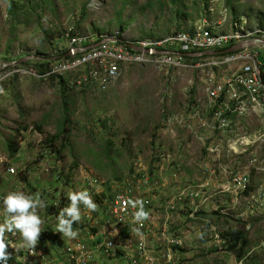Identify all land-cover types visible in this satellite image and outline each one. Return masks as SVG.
<instances>
[{
    "label": "rangeland",
    "instance_id": "obj_1",
    "mask_svg": "<svg viewBox=\"0 0 264 264\" xmlns=\"http://www.w3.org/2000/svg\"><path fill=\"white\" fill-rule=\"evenodd\" d=\"M261 10L264 0H0V64L18 62L0 70L3 210V198L9 192L39 193L46 204L38 210L44 221L42 227L52 233L60 211L70 204L68 193L86 190L98 209L89 211L81 205L82 219L77 223L81 227L73 228L96 233L112 215L115 192L131 181L135 186L143 184L141 179L146 177L153 188L147 193L151 203H145L138 192L134 195L150 214L144 221L146 236L152 238L151 225L156 218L167 221L170 233L182 236L186 245L178 250L182 257L177 264H264V247L252 250L264 239V212L247 222L239 215L242 208L238 203L225 214L223 208L233 204V196L225 202L224 193H228L220 192L215 196L222 198L211 203V197L219 191L211 188L205 190L207 201L199 202L196 218L189 216L190 198L169 212L165 207L184 186L213 183L224 176L206 171L209 160L203 139L198 138L202 136L199 129L168 122L170 116L188 113L195 104L204 102L210 68L157 70L149 65L125 66L119 81L107 92L78 85L79 74L73 72L65 74L70 84L66 96L57 80L32 73L36 72L37 62L45 60L42 57L67 51L70 33L94 35L119 29L126 41L137 42L177 31L189 32L203 13L213 22L226 14L222 25H215L225 31L235 22H247L250 13ZM260 60L264 63V57ZM228 71L222 68L216 73L220 76ZM248 119L252 126L259 122L255 116ZM190 123L196 120L192 118ZM10 140L19 145L13 157L8 150ZM259 153L264 159V148ZM136 162L140 166L138 175ZM8 167H16L18 173L7 174ZM259 178V174H252V183L255 185ZM51 205L53 211L49 210ZM181 220L187 230L180 228ZM105 227L119 235L117 229ZM132 230L138 233L137 228ZM155 231L160 241L164 225H157ZM236 232L246 234L250 240L242 258H238L237 251L224 247ZM83 235L78 238L94 246ZM71 240L60 234L59 250L50 247L49 256L68 263L64 249ZM17 241L23 243L22 237Z\"/></svg>",
    "mask_w": 264,
    "mask_h": 264
},
{
    "label": "built area",
    "instance_id": "obj_2",
    "mask_svg": "<svg viewBox=\"0 0 264 264\" xmlns=\"http://www.w3.org/2000/svg\"><path fill=\"white\" fill-rule=\"evenodd\" d=\"M209 11L214 12L210 8ZM208 17L200 18L191 32L178 31L161 38H145L137 42L126 41L119 29L112 33L94 35L70 33L67 35L69 47L66 51L70 55L52 64L44 75L32 73L36 77L47 78L74 72L79 74L78 85L107 92L119 81L125 66L149 65L157 70L210 68L204 102L195 104L192 107L194 109H190L188 113L170 116L168 122L188 125L194 131L199 129L202 132V136L198 138L203 139L202 146L209 160L206 163V171L212 175L221 173L226 176L225 184L216 190L214 187L213 190L233 196V204L224 207L223 212L229 214L231 206L240 203L242 209L239 215L249 222L264 212V159L259 153V150L264 148V63L260 60L264 57V48L204 57L200 61L188 59L181 53L218 51L246 40L261 41L264 40V28L242 21L235 22L222 31L215 25L220 27L226 14L217 22ZM98 42L100 43L95 45ZM128 42L147 52L130 49ZM204 59L206 62H202ZM222 68L229 71L219 76L216 70ZM253 116L259 119L256 126H252L248 119ZM192 118L196 123H190ZM137 165L138 162L134 164L136 175L140 172V166ZM15 168L8 167L5 172L16 175L18 171ZM254 173L260 175L255 185L252 183ZM148 179H141L143 184L138 186L131 181L115 192L111 203L113 216L111 215L112 219L105 223V226L114 230L127 223L126 226L138 229L136 235L134 232L127 233L124 239L118 240L122 236L120 231L119 235L115 236L104 225L96 233L77 230L79 234H85L84 237L88 236L94 246L87 245L78 237L72 239L64 249V254L67 253L69 257L66 263L49 256L50 247L59 250V232L50 233V230H45L37 245L36 255H32L28 249L21 246L22 242L17 241L21 235L6 233L8 252L11 253L7 264H177L182 257L178 250L184 246V239L179 234L170 233L167 221L162 223L165 231L157 248L150 246L151 238L146 236L145 222L133 221L135 209L130 201L137 200L138 197L134 199L136 192L140 194L144 190L149 191L152 185ZM203 184L204 182L195 187L182 188L165 204L167 211L176 209L179 204L190 198L189 216L196 218L194 216L200 210L198 198L201 197L202 201L206 202L205 190L211 188V183H208L207 188L201 187ZM143 201L151 203L150 197L144 198ZM211 207L216 210L218 206L213 208L211 204ZM3 211L0 200V224L5 221ZM257 247H264V239H260L252 250Z\"/></svg>",
    "mask_w": 264,
    "mask_h": 264
},
{
    "label": "clouds",
    "instance_id": "obj_3",
    "mask_svg": "<svg viewBox=\"0 0 264 264\" xmlns=\"http://www.w3.org/2000/svg\"><path fill=\"white\" fill-rule=\"evenodd\" d=\"M68 200L70 204L59 213L56 231L62 237L75 239L79 236V232L74 230L73 225L82 219L80 206L83 205L89 211H96L98 204L86 190L69 192ZM130 204L132 208L138 209L133 213L135 223H142L149 219L150 214L144 209L143 201H130ZM3 205L7 218L0 224V264H7L11 257V253L8 252L6 233L19 232L23 241L21 246L28 249L32 255H36V248L44 231L42 227L44 221L38 214V210L46 207L40 194L12 191L3 198Z\"/></svg>",
    "mask_w": 264,
    "mask_h": 264
},
{
    "label": "trees",
    "instance_id": "obj_4",
    "mask_svg": "<svg viewBox=\"0 0 264 264\" xmlns=\"http://www.w3.org/2000/svg\"><path fill=\"white\" fill-rule=\"evenodd\" d=\"M230 3H231V0H230ZM204 15L205 14L203 13L200 16V18H202ZM247 22L251 26H257V27L264 28V11L261 10V11L256 12V13H250L248 15V21ZM192 30H193V28L189 32H191ZM226 49H228V48H226ZM65 53H66V51L60 53L59 55L58 54L55 55L54 57H58V58L55 59V60H52V61H50L49 59H46L44 61L43 60L42 61H38L37 62V65H36V72H35L34 69H32V70H34V73H36L37 75H44V74H46L48 72L50 66L52 64L58 62L59 60H61L62 59L61 56L64 55ZM47 58H51V57H47ZM186 58L193 59L194 61H200V60H202V59H199V58H189V57H186ZM34 68H35V66H34ZM49 78H52L53 80H57L58 81L59 90L62 92V95L66 96L67 95V90L69 89V86H70V84L67 83V81H69L68 78H66L63 75H53V76H49ZM8 150H9V153H10V157H13V156H15L18 153V151H19V145H17L16 143H14L13 141L10 140V142L8 143ZM49 210L50 211H53V205H51V207L49 208ZM109 216L110 217H108V219L111 220L112 219V216L111 215H109ZM73 226L76 227V228H80L81 227L77 223H75ZM126 228H128V229H125V231H127V232L130 231V233L131 232H134L132 230V228H130L128 226H126ZM121 231L122 230H120V232ZM249 243H250V240H249V238L247 237L246 234L241 233V232H236L235 234L232 235L231 240H230V244H228L227 246H224V247H227V249H229V250H235V251H237L238 258H242L243 255H244V251L249 246ZM182 248H180V250Z\"/></svg>",
    "mask_w": 264,
    "mask_h": 264
},
{
    "label": "water",
    "instance_id": "obj_5",
    "mask_svg": "<svg viewBox=\"0 0 264 264\" xmlns=\"http://www.w3.org/2000/svg\"><path fill=\"white\" fill-rule=\"evenodd\" d=\"M95 43V45L99 44ZM127 46L134 50V51H145L143 50L141 47L137 46L134 43H127ZM251 48H264V40L261 41H256V40H246V41H242L239 42L231 47H229L228 49H224V50H218V51H205V52H197V53H181L183 56L185 57H189V58H204V57H213V56H219V55H227V54H232V53H236L245 49H251ZM147 52V50L145 51ZM70 54L69 52L62 55L61 58H66L68 57ZM31 57H29L30 59ZM33 58V57H32ZM58 57H51V58H43L42 59H49L50 61L57 59ZM26 60L23 59L21 61ZM19 61V62H21ZM26 62V61H25ZM18 62H11V63H4V64H0V70H6L8 67L13 66V65H17Z\"/></svg>",
    "mask_w": 264,
    "mask_h": 264
},
{
    "label": "crops",
    "instance_id": "obj_6",
    "mask_svg": "<svg viewBox=\"0 0 264 264\" xmlns=\"http://www.w3.org/2000/svg\"><path fill=\"white\" fill-rule=\"evenodd\" d=\"M39 163H42L41 161L39 162ZM210 173V172H209ZM211 174V173H210ZM212 175V174H211ZM214 177V176H213ZM222 180H214L213 181V183L212 182H209V181H205L204 182V184L201 186V187H205V188H207L208 187V183L210 184L211 183V189H213L214 187H215V190H216V188H218V187H220L221 185H223V184H225V182H226V176H223L222 178H221ZM224 180H225V182H224ZM218 181H221L220 183H218ZM203 183V182H202ZM185 187V186H184ZM147 193H151V192H147L146 190H144L143 192H141L140 194H142L145 198H148L149 196H147V195H149V194H147ZM219 193L220 192H216V193H214L213 194V196L211 197V203L212 202H214L215 200H219V198H222L221 196L220 197H217V196H215V195H219ZM224 193V192H223ZM228 198H227V197ZM229 198H230V194L228 195H226L225 193H224V199H225V202L226 201H228L229 200ZM199 199V201L201 202L202 200H203V198H201V197H199L198 198ZM143 200H144V198H143ZM210 204H207V206H209ZM156 217V216H155ZM158 217V216H157ZM161 218V217H160ZM160 218H156L155 219V222L154 223H152V231H153V235H152V238L150 239V246L151 247H153V248H157V247H159L160 246V242L155 238V236H156V231H155V228H156V226L157 225H162V223H163V220H160ZM162 219V218H161ZM160 220V221H159ZM182 224H183V226H181L180 228L181 229H184V230H187L188 228H187V225L185 224V221L184 220H181L180 221ZM158 223V224H157ZM153 224H155V225H153ZM213 229H214V227H212ZM125 229H128V228H126V226L122 229V231L120 232V234L123 236V237H125V235L127 234V233H130V231L129 232H127V231H125ZM117 233H119V230L117 229V230H115ZM157 237H158V234H157ZM186 246V245H185ZM184 246V247H185ZM183 247V248H184Z\"/></svg>",
    "mask_w": 264,
    "mask_h": 264
},
{
    "label": "bare ground",
    "instance_id": "obj_7",
    "mask_svg": "<svg viewBox=\"0 0 264 264\" xmlns=\"http://www.w3.org/2000/svg\"><path fill=\"white\" fill-rule=\"evenodd\" d=\"M199 59H201V58H199ZM256 175V174H255ZM253 182V181H252ZM103 226V225H102ZM80 230H82V229H80ZM99 232V231H98ZM58 238V237H57ZM17 240H18V238H17Z\"/></svg>",
    "mask_w": 264,
    "mask_h": 264
},
{
    "label": "flooded vegetation",
    "instance_id": "obj_8",
    "mask_svg": "<svg viewBox=\"0 0 264 264\" xmlns=\"http://www.w3.org/2000/svg\"><path fill=\"white\" fill-rule=\"evenodd\" d=\"M202 59V58H201Z\"/></svg>",
    "mask_w": 264,
    "mask_h": 264
}]
</instances>
